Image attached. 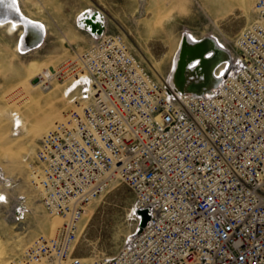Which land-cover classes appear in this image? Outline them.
I'll return each instance as SVG.
<instances>
[{
  "label": "built area",
  "instance_id": "built-area-1",
  "mask_svg": "<svg viewBox=\"0 0 264 264\" xmlns=\"http://www.w3.org/2000/svg\"><path fill=\"white\" fill-rule=\"evenodd\" d=\"M253 13L203 94L155 76L121 32L78 20L93 41L68 63L86 74L88 100L41 136L29 164L46 211L64 222L12 264H264V0ZM119 183L137 229L113 256H77L87 206ZM26 213L17 202L14 218Z\"/></svg>",
  "mask_w": 264,
  "mask_h": 264
},
{
  "label": "rangeland",
  "instance_id": "rangeland-1",
  "mask_svg": "<svg viewBox=\"0 0 264 264\" xmlns=\"http://www.w3.org/2000/svg\"><path fill=\"white\" fill-rule=\"evenodd\" d=\"M17 2L24 15L46 25V32L38 44L23 50L19 43L25 25L11 26L9 19L0 23V264H12L38 235L52 236L44 230L60 223L40 200L29 164L41 136L79 108L78 102L85 105L88 100L82 96L86 74L76 73L68 63L93 41L77 19L87 12L102 14L109 31L124 34L137 57L160 76L169 73L172 53L185 32L223 43L232 59L234 39L253 19L255 0L250 9L236 0ZM55 69H62L58 78ZM43 80H50L48 87ZM133 199L124 183L95 198L80 221L76 255L113 256L138 227ZM22 200L27 213L19 222L12 212Z\"/></svg>",
  "mask_w": 264,
  "mask_h": 264
},
{
  "label": "bare ground",
  "instance_id": "bare-ground-1",
  "mask_svg": "<svg viewBox=\"0 0 264 264\" xmlns=\"http://www.w3.org/2000/svg\"><path fill=\"white\" fill-rule=\"evenodd\" d=\"M236 1L243 9H250L253 6V0ZM17 7L18 11L16 9H7L4 5L0 4V23L8 19L11 22V26H16L17 22L23 23L25 31L19 45L23 50L26 48L30 49L43 40L46 25L41 20L24 15L18 2ZM83 16L87 18V27L96 34L108 28L106 21L103 24V16L99 12H87L81 17ZM80 18L77 19V25ZM34 22H39L41 27H38ZM230 62L231 52L223 43H219L211 37L196 36L195 34L185 32L180 35L177 46L172 53L168 79L171 86L178 91L203 94L218 85L220 80L219 72L225 71L224 69L228 68L231 64ZM158 64L160 63L158 62ZM158 67L160 68L159 65ZM82 75H85V73ZM23 203L26 205L24 200ZM90 213H92L91 210H89ZM55 217L60 220V223L57 227H50L48 230H44L48 234L54 235L58 227L64 222L63 216L56 214ZM79 256L86 259L90 258V256L85 255Z\"/></svg>",
  "mask_w": 264,
  "mask_h": 264
},
{
  "label": "snow or ice",
  "instance_id": "snow-or-ice-1",
  "mask_svg": "<svg viewBox=\"0 0 264 264\" xmlns=\"http://www.w3.org/2000/svg\"><path fill=\"white\" fill-rule=\"evenodd\" d=\"M0 4L4 5L7 9H16L18 11L16 0H0ZM34 23H36L38 27H41L39 22ZM0 199H4V197L0 196Z\"/></svg>",
  "mask_w": 264,
  "mask_h": 264
}]
</instances>
